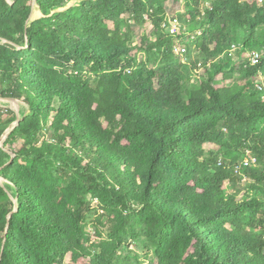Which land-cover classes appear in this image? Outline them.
<instances>
[{
    "label": "trees",
    "instance_id": "obj_1",
    "mask_svg": "<svg viewBox=\"0 0 264 264\" xmlns=\"http://www.w3.org/2000/svg\"><path fill=\"white\" fill-rule=\"evenodd\" d=\"M36 1L0 0V98L31 110L2 145L0 107V264H115L140 236L157 264H264V0ZM182 1L190 64L162 26Z\"/></svg>",
    "mask_w": 264,
    "mask_h": 264
},
{
    "label": "rangeland",
    "instance_id": "obj_2",
    "mask_svg": "<svg viewBox=\"0 0 264 264\" xmlns=\"http://www.w3.org/2000/svg\"><path fill=\"white\" fill-rule=\"evenodd\" d=\"M85 1L88 0H71L66 7L58 9L57 11H66L70 8L78 7L80 4H82ZM9 2L13 3L14 0H9ZM180 5H181V9L178 12V15L176 16H178L180 22L186 24L187 27L189 28V24L185 23L183 18L181 17V14L184 16V18L187 17L185 15L186 14L185 10H182L184 8V2L182 1ZM209 6L210 3L209 2L206 3L205 7H209ZM205 7L203 9H205ZM37 8L38 10L40 9L38 5H35L32 18L30 20L31 23L43 17V13L41 12V10H39L40 11L39 12ZM173 17L175 16H171V17L169 16V18H173ZM148 28H149L148 25L143 26L141 28V34L142 35L145 34L148 31ZM181 42L183 44L185 43L188 48V52L186 53L185 56H182V60L184 62H187V64H190L192 60L190 59L191 57L190 54L188 55V53H191L193 50H191L188 47V44H191V47H193L195 41H193L192 39L189 40L188 36H184ZM237 51H235L234 54L232 55L234 60L239 59V56L236 53ZM199 53L200 52H192V55L195 56ZM0 107L14 109L17 113V116L18 115L20 116L21 120H23L26 115H29L31 113L30 106L23 100H19V99L10 101L6 98H0ZM52 118L53 117L51 116L48 118L49 124L51 123ZM247 157L248 156H246L245 158ZM2 181L4 183L7 182L4 179H2ZM91 202H92V212L89 214V218H88L89 225L87 227L86 240L98 236L97 234L98 231L102 232L105 237L109 231L107 227L105 229V226H103V223L107 221V219L109 218L108 213L101 206L98 199L91 198ZM132 216H133V220H132L133 224H136L137 222L134 219L135 215ZM95 240L96 242H99L101 239H95ZM157 263H158V246L152 243L151 241H149V239L146 236H140L138 238L130 237L127 241H125V243L120 246L115 261V264H157ZM65 264H68V262L66 261Z\"/></svg>",
    "mask_w": 264,
    "mask_h": 264
},
{
    "label": "built area",
    "instance_id": "obj_3",
    "mask_svg": "<svg viewBox=\"0 0 264 264\" xmlns=\"http://www.w3.org/2000/svg\"><path fill=\"white\" fill-rule=\"evenodd\" d=\"M163 28L171 35L177 36L178 42L175 46V51L178 54H181L182 56H185L188 52V48L186 44L184 45L181 41L184 36H188L189 40L192 39L193 41H196L200 36H202L203 32L202 29H196V30H190L186 24H183L180 22L178 16H175L173 18H167L163 22ZM240 47H242L241 44H236L233 46V48L229 51L230 55H233L235 51L239 50ZM261 51H255L252 52L250 55V63L252 66L258 65L260 63L261 57H262ZM256 86L260 89H264V74H259L257 76ZM258 163V158L254 156H248L247 158H244L239 165V168L249 167L251 165H255ZM219 165H222V161L219 162Z\"/></svg>",
    "mask_w": 264,
    "mask_h": 264
},
{
    "label": "water",
    "instance_id": "obj_4",
    "mask_svg": "<svg viewBox=\"0 0 264 264\" xmlns=\"http://www.w3.org/2000/svg\"><path fill=\"white\" fill-rule=\"evenodd\" d=\"M35 5H37V1L36 0H34V5H33V10H34V6ZM32 14H33V12H32ZM31 18H32V15H31ZM31 18H30V20H31ZM6 99H8V100H10V101H12V100H15L14 98H6ZM20 122H21V118H20V116L18 115V119L16 120V122L12 125V127L6 132V134H5V136H4V138H3V141H2V145L4 144V141L7 139V137L10 135V133L20 124ZM1 180H2V178H1ZM15 202H16V210H17V207H18V200L17 199H15ZM15 210V211H16Z\"/></svg>",
    "mask_w": 264,
    "mask_h": 264
}]
</instances>
